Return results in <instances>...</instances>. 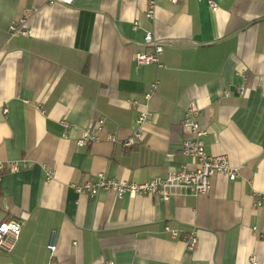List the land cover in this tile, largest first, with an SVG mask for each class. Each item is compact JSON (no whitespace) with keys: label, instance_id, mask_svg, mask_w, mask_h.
I'll return each instance as SVG.
<instances>
[{"label":"crops","instance_id":"1","mask_svg":"<svg viewBox=\"0 0 264 264\" xmlns=\"http://www.w3.org/2000/svg\"><path fill=\"white\" fill-rule=\"evenodd\" d=\"M149 1L0 0V220L21 223L0 264H264V202L254 206L264 194V0H212L214 12L208 0H153L147 19ZM26 12L30 35L10 36L8 26ZM147 32L167 42L162 67L134 62L153 51ZM190 101L207 130V154L227 156L235 179L215 174L208 194L168 200L75 191L99 172L143 183L193 168L181 152ZM145 109L144 139L124 147ZM101 117L96 138L78 146ZM23 160L8 171L7 162ZM192 231L197 245L189 250L182 237Z\"/></svg>","mask_w":264,"mask_h":264},{"label":"built area","instance_id":"2","mask_svg":"<svg viewBox=\"0 0 264 264\" xmlns=\"http://www.w3.org/2000/svg\"><path fill=\"white\" fill-rule=\"evenodd\" d=\"M48 3H59L69 5L73 0H46ZM208 6L212 12L218 10V5L212 0L207 1ZM154 1L148 2L147 10L145 11V17L152 19L154 16ZM35 11V9H33ZM30 12H26L23 17L10 23L8 31L10 36H23L30 35V30L26 28L27 17ZM136 26V23L133 25ZM146 44L153 46L151 53L138 52L134 56V62L137 65L156 64L158 67H162L159 62V55L163 50L164 45L167 42L154 41L152 34L147 32L144 37ZM236 74L241 75L245 80V75L242 72ZM157 81H154L149 85L148 90L144 94V99L147 100L157 90ZM239 95H244L247 91L245 83H242L235 90ZM230 95L229 90H222L221 96L228 97ZM131 105L137 106L138 102L132 101ZM199 108L194 101H190L184 109L181 125L187 132V137L183 140L181 152L183 155L190 156L195 161L193 168H187L182 166L179 170L170 172L165 176H156L151 180L143 183H134L126 181H117L107 177L105 174L99 172L96 174V181L91 183L88 180L74 185V189L77 193H89L96 194L100 190L111 191L116 197L120 198L124 194L141 195L147 194L152 196H158L162 200H168L172 195L176 193H185L191 195L208 194L211 190V178L215 174H223L229 180H233L237 177L238 169L232 166L225 155H209L207 154L204 146L203 137L207 134V130L204 129L197 121L196 116L199 114ZM150 113L145 109L141 110L137 117L134 119V128L131 138L123 142L124 147H129L132 144L140 143L144 139V132L142 126L149 120ZM104 118H98L93 125H89L82 131V136L76 141L78 146H84L96 138L97 132L101 131L104 126ZM94 130V132H93ZM113 136L110 140H114ZM20 165L26 166L25 160L16 162H7V168L9 172H15L19 169ZM3 169V164L0 163V171ZM255 207H260L264 202V194H256ZM164 231L172 237L178 235V231L171 229L169 226L164 227ZM21 223L19 220L10 218L0 220V252L9 254L11 253L20 238ZM55 232L50 233V240L47 244L49 255H53L55 252ZM182 240L185 246L189 250H193L197 245V238L194 231L189 233L187 237L183 236ZM77 242L74 241L73 245ZM112 264V262H108ZM250 264H257L255 258H250Z\"/></svg>","mask_w":264,"mask_h":264}]
</instances>
